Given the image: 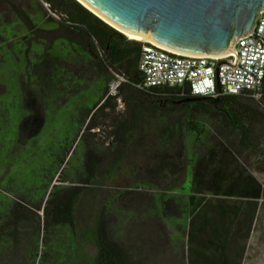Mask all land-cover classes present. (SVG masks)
<instances>
[{
  "label": "trees",
  "instance_id": "1",
  "mask_svg": "<svg viewBox=\"0 0 264 264\" xmlns=\"http://www.w3.org/2000/svg\"><path fill=\"white\" fill-rule=\"evenodd\" d=\"M34 1L38 7L32 6L27 11L12 0H0L4 24H10L12 31L24 33V38L35 34L45 41L40 50L32 51L31 43H27L23 51L24 70L29 73L26 78L22 75L24 80L20 76L21 88L31 87L28 94L22 92L30 97L32 111L43 112L48 108L49 98L60 100L72 89L66 84L64 70L69 71L73 66L66 58L50 52L55 38H65L85 52L87 60L79 61L78 67L85 64L92 71L93 79L101 81V87L98 100L84 112L75 138L58 159L43 197L34 200L31 193L16 194L20 198L2 201L6 207L0 211V219L9 216V220L0 222V234L7 229L8 221L14 228H31L35 234L32 264H129L126 251L111 236L108 214L116 196L137 192L131 187L122 194L115 192L101 199L93 187L94 184L110 185L108 180L117 171L133 178L130 185L142 182L148 189L158 190L161 199L156 206L160 212L170 203L177 204L178 211L174 210L170 216L184 217L182 229L186 231L187 257L190 256L192 220L198 217L196 210L219 209L228 203L263 197L262 184L252 174L236 167L238 156L248 153L259 158V169L264 172V139L260 135L264 112L246 101H254L253 97L222 92L200 95L187 85L143 86L144 76L138 69L142 41L127 37L78 0ZM68 58L71 59L70 53ZM112 69L126 78L115 94L108 93L109 83L115 78L111 75ZM261 97L264 98V84ZM118 98L124 109L108 115L107 125L103 127L107 141L90 143L91 136L95 135L92 130L102 128L96 117ZM208 122L218 126L223 138L213 146L209 144L213 136ZM77 139L84 146L83 159L75 170L78 178L72 184H64V174L72 172L68 163ZM205 149L207 154H199L198 150ZM170 152L174 153V160L169 158ZM151 161L157 165L151 166ZM161 164L170 166L172 171L181 168L178 184L161 188L157 181L141 177L135 170L137 166H144L160 177ZM57 174L62 183L51 185ZM76 180L80 183H74ZM173 187L181 191L174 195ZM164 195L173 196L163 198ZM228 197L236 200L229 201ZM82 204L89 217L79 225L75 214ZM1 238L7 239L3 235ZM86 242L94 248L92 255L84 248Z\"/></svg>",
  "mask_w": 264,
  "mask_h": 264
},
{
  "label": "rangeland",
  "instance_id": "2",
  "mask_svg": "<svg viewBox=\"0 0 264 264\" xmlns=\"http://www.w3.org/2000/svg\"><path fill=\"white\" fill-rule=\"evenodd\" d=\"M12 1L27 11L32 10V6L38 7L34 0ZM16 28L21 29L19 26ZM23 34L12 31L10 24H4L0 17L2 37L0 39V211L6 207L2 201L20 198L16 197V194L31 193L34 200L43 197L46 190L45 185L56 170L58 159L62 156L66 146L75 138V130L80 118L100 96L101 81L93 79L92 71L86 68L85 64L78 67L79 61L87 60L85 52L75 43L58 37L52 41L50 52L66 58V61L73 66L69 71L64 70L66 84L72 89L64 93L60 100L53 101L49 98L48 108L43 112L32 111L29 105L30 97L23 94V92L28 94L31 87L27 85L24 88L23 85V89L21 88L20 76L21 80H24L27 77L26 74L29 73L24 70L23 51L27 43H31L32 51L40 50L45 41L35 34L27 35L25 38ZM35 38L38 41H35ZM69 53L71 59L68 58ZM66 64L69 65L67 62ZM73 71L83 81L76 78ZM116 74H119V71L112 69L111 75L116 76ZM84 82L89 83L84 85ZM254 99V101H246L252 102L264 112V98L260 96ZM123 109L124 104L121 98H118L111 103L109 108L98 114L96 122L100 123L102 128L92 130L95 135L91 136L90 143L107 141V133L103 127L107 125L108 115L120 113ZM208 128L213 136L209 144L213 146L211 144L223 138L214 122H208ZM261 128L263 131L260 130V135L264 139V126ZM208 147L209 145L205 148ZM73 149L74 154L68 163L72 172L67 171L64 174L66 177L64 184H72L78 178L75 170L83 159L84 146L81 142L78 143V139ZM198 151L199 154L208 153L207 149ZM154 154H157V151ZM169 156L174 160L173 152H170ZM155 158L158 160L156 155ZM156 163L150 162L151 166L152 164L156 166ZM238 164L236 167L252 174L262 184L264 190V172L259 169V158L256 155L244 153L238 156ZM135 170L139 176L157 181L161 188H167L172 183L178 184L182 174L181 168L172 171L170 166L163 164H161L160 177L155 175L154 170L151 171L144 166H137ZM60 177L58 174L55 175L51 185L62 183ZM132 179L122 171H117L111 180H108L110 185H93L97 189V198L101 199L115 192L122 194L123 190L131 187L137 192L133 195L116 196L112 201L108 214L112 238L126 251L129 264H187L186 231L182 229L184 217L170 216L174 210L178 209L177 204L170 203L168 208L161 209L160 212L156 205L161 199V193L158 190L148 189L149 187L142 182L130 185ZM180 191L179 187L171 189L174 195ZM172 196L164 195L163 198ZM258 207L264 208V193ZM37 212L42 214V211ZM75 216L79 225L88 220L89 215L85 211L84 204L79 206ZM4 219L9 220V216H4L0 222ZM6 227L7 229L1 230L0 234V264H32L31 254L35 247L33 240L35 234L32 233L31 228L26 229L21 226L14 228L12 222L9 224V221L6 222ZM1 235L7 239L1 238ZM84 248L90 255L94 253V248L90 243L86 242Z\"/></svg>",
  "mask_w": 264,
  "mask_h": 264
},
{
  "label": "water",
  "instance_id": "3",
  "mask_svg": "<svg viewBox=\"0 0 264 264\" xmlns=\"http://www.w3.org/2000/svg\"><path fill=\"white\" fill-rule=\"evenodd\" d=\"M124 33L138 35L187 54L222 56L234 52L250 33L264 0H78ZM220 63L235 65L230 59Z\"/></svg>",
  "mask_w": 264,
  "mask_h": 264
},
{
  "label": "built area",
  "instance_id": "4",
  "mask_svg": "<svg viewBox=\"0 0 264 264\" xmlns=\"http://www.w3.org/2000/svg\"><path fill=\"white\" fill-rule=\"evenodd\" d=\"M225 59L235 65L220 63ZM138 69L146 87L187 85L200 95L246 93L258 98L264 84V9L253 30L237 39L234 52L222 56L195 55L142 41ZM125 80L123 74H116L108 93L115 94Z\"/></svg>",
  "mask_w": 264,
  "mask_h": 264
},
{
  "label": "crops",
  "instance_id": "5",
  "mask_svg": "<svg viewBox=\"0 0 264 264\" xmlns=\"http://www.w3.org/2000/svg\"><path fill=\"white\" fill-rule=\"evenodd\" d=\"M260 200L196 210L187 264H264V208L258 207Z\"/></svg>",
  "mask_w": 264,
  "mask_h": 264
},
{
  "label": "bare ground",
  "instance_id": "6",
  "mask_svg": "<svg viewBox=\"0 0 264 264\" xmlns=\"http://www.w3.org/2000/svg\"><path fill=\"white\" fill-rule=\"evenodd\" d=\"M123 32H124V34H125L127 37H129V38H132V39H138V40H140V41H148L146 38L140 37V36H138V35L131 34V33L125 32V31H123Z\"/></svg>",
  "mask_w": 264,
  "mask_h": 264
}]
</instances>
